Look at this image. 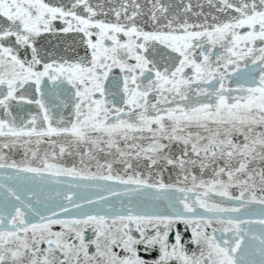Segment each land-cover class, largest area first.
<instances>
[{"label": "snow or ice", "instance_id": "snow-or-ice-1", "mask_svg": "<svg viewBox=\"0 0 264 264\" xmlns=\"http://www.w3.org/2000/svg\"><path fill=\"white\" fill-rule=\"evenodd\" d=\"M0 264H264V0H0Z\"/></svg>", "mask_w": 264, "mask_h": 264}]
</instances>
